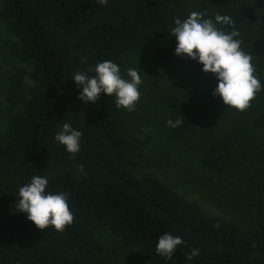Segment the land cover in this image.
I'll list each match as a JSON object with an SVG mask.
<instances>
[{
  "label": "trees",
  "instance_id": "obj_1",
  "mask_svg": "<svg viewBox=\"0 0 264 264\" xmlns=\"http://www.w3.org/2000/svg\"><path fill=\"white\" fill-rule=\"evenodd\" d=\"M0 20L18 41L21 53L32 65L34 82L30 97L11 115L12 136L0 143V264H106L94 261L101 251L92 233L102 226L124 245L144 254L141 264H264V220L242 229L218 216L205 214L192 201L154 175L138 169L132 145L121 132L124 109L116 97L101 94L95 103L78 99L71 80L111 60L124 72L123 55L145 48L152 50L146 69L167 119L181 120L168 127L169 137L179 139L200 123L196 108L180 89L177 79L160 83L161 63L175 76L191 69L206 81H217L201 65L174 54L171 35L175 18L193 12L205 19L228 15L239 31L242 49L252 57L262 89L250 103L254 127L264 126V0H0ZM90 76L94 72L88 73ZM17 82V80H13ZM64 123L82 131L81 149L75 155L54 139ZM207 142L201 163L208 179L232 164L244 130L236 128ZM36 175L49 177V191L68 194L73 223L62 232L41 230L19 212V187ZM164 233L182 238L171 259L156 252ZM198 255L192 259V251Z\"/></svg>",
  "mask_w": 264,
  "mask_h": 264
},
{
  "label": "rangeland",
  "instance_id": "obj_2",
  "mask_svg": "<svg viewBox=\"0 0 264 264\" xmlns=\"http://www.w3.org/2000/svg\"><path fill=\"white\" fill-rule=\"evenodd\" d=\"M152 58L150 48L128 51L122 58L125 78L128 68L142 71L140 99L133 111L123 108L125 119L121 125L123 137L132 145L138 169L195 202L205 214L218 216L242 229L254 228L264 220V126L252 125L254 106L250 103L244 111L227 107L219 97L213 96L217 81H206L191 69L175 76L157 63L155 68L162 73L161 85L167 86L170 79H177L181 93L196 108L200 118L197 130L173 140L168 134L164 107L146 73ZM31 68L14 34L0 20V143L10 140L9 119L22 109L34 88L29 76ZM236 128L244 130V138L237 145L231 166L208 179L201 163L207 145L203 133L211 131L212 138H218ZM92 233L101 245L94 261L144 262V254L138 247L124 245L110 230L94 226Z\"/></svg>",
  "mask_w": 264,
  "mask_h": 264
},
{
  "label": "clouds",
  "instance_id": "obj_3",
  "mask_svg": "<svg viewBox=\"0 0 264 264\" xmlns=\"http://www.w3.org/2000/svg\"><path fill=\"white\" fill-rule=\"evenodd\" d=\"M103 5L107 0H99ZM204 12H191L184 20L175 18L171 35L175 38L174 54L187 57L200 64L201 71L211 73L217 80L213 96L219 97L222 103L239 111L250 107V101L262 89L252 57L242 49L239 31L233 29L225 32L217 25L232 26L234 21L228 15H215L205 19ZM94 72L90 76L88 73ZM142 72L137 68H128L126 77L121 74L120 66L111 60L99 62L87 71H77L73 80L81 89L78 99L83 103H95L101 94L116 97V106L128 111L135 109L140 99ZM168 127H177L181 120H167ZM82 131L69 123H64L54 137L55 141L64 146L65 151L75 155L81 149ZM50 180L46 175L33 176L29 183L19 187L16 195V206L19 212L26 213L27 219L34 225L45 230L54 228L62 232L73 223V213L68 204V194L49 191ZM183 243L179 236L164 233L158 238L156 252L160 256L171 259L177 248ZM198 255L194 249L189 259Z\"/></svg>",
  "mask_w": 264,
  "mask_h": 264
}]
</instances>
